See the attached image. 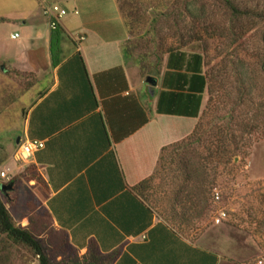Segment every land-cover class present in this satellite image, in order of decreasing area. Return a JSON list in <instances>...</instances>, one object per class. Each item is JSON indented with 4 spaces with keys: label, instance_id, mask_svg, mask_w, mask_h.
<instances>
[{
    "label": "crops",
    "instance_id": "0c3cea01",
    "mask_svg": "<svg viewBox=\"0 0 264 264\" xmlns=\"http://www.w3.org/2000/svg\"><path fill=\"white\" fill-rule=\"evenodd\" d=\"M53 5L67 11L56 67L45 14ZM129 39L118 0H0V101L15 72L42 76L25 92L23 131L7 152L15 155L23 139L44 142L26 166L43 185L20 178L22 170L14 184L0 181L6 200L20 206L15 224L28 228L44 210L78 260L94 264H233L182 237L135 191L162 151L195 131L208 102L205 59L190 49L166 55L151 87L128 66ZM11 159L0 169H13Z\"/></svg>",
    "mask_w": 264,
    "mask_h": 264
},
{
    "label": "rangeland",
    "instance_id": "374dc122",
    "mask_svg": "<svg viewBox=\"0 0 264 264\" xmlns=\"http://www.w3.org/2000/svg\"><path fill=\"white\" fill-rule=\"evenodd\" d=\"M249 4L262 6L264 0H250ZM119 5L122 15L129 16L132 32L125 46L132 56L127 63L137 75L142 79L148 77L146 75L153 73L159 57L170 46H179V49L203 55L208 78V102L195 130L202 137V143L188 146L192 142L189 138L167 148L163 153V166L158 167L145 185L137 187V194L161 220L192 244L221 255L233 264H264V138L251 137L247 146L240 145L238 152L228 154L225 166L217 165V160L211 158L209 179H214V173L216 180L211 186L209 209L202 217L189 210L187 197L192 185L186 183L187 172L192 173L194 167L208 163V157L214 154L220 139L218 129L227 124V114L240 89L251 90L256 105L264 103V24L244 22L246 24H241L233 35L226 9L209 0H119ZM182 36L190 37L184 45H180ZM64 46L71 48L72 43ZM40 77L34 73L15 72L13 83L2 86L4 95L0 110L7 113L0 117V163L3 160L7 164L9 159H14H11L13 169H0V174H7V178H0V181L7 185L20 178L27 180L24 173L29 168L17 163L15 155L11 156L7 150L16 145V136L23 131L29 105V96L24 98L25 92L36 88ZM22 97L24 100L20 101ZM238 129L234 128L235 135L240 133ZM185 145L188 147L182 148ZM227 146L233 150L230 140ZM19 170L23 177L14 176ZM19 191L21 200L26 199L27 184L21 183ZM216 192L220 195L218 202L214 198ZM5 196V202L12 209L11 216L19 222L22 218L18 213L20 206L14 200L8 202ZM33 204L30 199V207ZM28 207L25 209L30 210ZM221 211L226 217L217 224ZM32 218L31 230L39 233L54 264L79 261L44 210L31 214L29 219ZM0 264L39 263L30 250L0 236Z\"/></svg>",
    "mask_w": 264,
    "mask_h": 264
},
{
    "label": "trees",
    "instance_id": "16d2710c",
    "mask_svg": "<svg viewBox=\"0 0 264 264\" xmlns=\"http://www.w3.org/2000/svg\"><path fill=\"white\" fill-rule=\"evenodd\" d=\"M209 1H213L216 4H220L226 9L227 13L229 14L230 21H231L230 31H231V34L233 35H235L234 31L236 29L238 30L239 29L238 27H240L241 24H246L249 22L251 23L260 22L264 24V5L262 6H260V4H257L256 6L250 5L249 4L250 0L249 1L247 0H209ZM120 10L122 13L121 6H120ZM123 18L125 20V24L127 26V29L130 35L132 30H131L130 22L128 21L129 16L127 15L126 17L127 19L124 16ZM54 31L55 32L52 36V42H51V54L53 58V64H54L53 66L56 67L59 63L58 58L61 52L62 34L60 33L58 29ZM188 39H190V37L186 38L182 36L180 38V41H181L180 45H184L185 41ZM179 48H180L179 46L177 47L170 46L166 50V52H164L162 56L159 57L158 62L156 64V68L153 69L154 70L153 73H149L146 76L148 77L156 76L160 72V67L162 65L163 58L168 54L182 50ZM124 54L127 60L132 56L131 52L126 46H124ZM263 70H264V64H263ZM251 95H252L251 90L249 89L246 90V88L244 87L240 89L239 94L235 100L234 106L229 110L227 114V120H228L227 124L222 129H218V132L220 134V139H219V145H217V148L215 149L214 154L212 153L208 157L207 159L208 163L201 164V166H199L196 169L194 167V170L192 173L187 172L186 183H188L189 185H192L190 189L191 191L190 195L187 197V200L189 202L188 204L190 205L189 210L195 211L197 217H202L205 214V212L209 209V206H210L209 200H210V195H211V186L214 184V181L216 180V174L214 173H213L214 179L212 180L209 179L212 176L211 172L209 171L210 174L208 172L211 165H213L211 158H215L217 160V163H218L217 165L221 164L225 166V164L228 163L227 162L228 154H230L231 152L233 153L235 151L238 152L240 145L241 147L247 146L249 144L251 137L260 135L261 138L262 137L264 138V103H260L256 105ZM211 102L212 101L210 100V103ZM210 107L211 106H209V108ZM234 128H237V129L239 128L238 130H240V133L235 135ZM189 138H191L192 142L188 144V146L196 145V144L199 145L200 143H202V137L198 133L196 134L195 131ZM229 140L231 141L233 145V150H231L230 146H227V141ZM188 146L185 145L182 148H187ZM166 149L167 148H165L161 153L158 167L159 166L162 167L164 164L163 163L164 162L163 153ZM20 177H23V176H20ZM24 177L28 181H36L37 184L43 185L39 178L32 175L31 168L27 169V171L24 173ZM149 180H146L139 186L145 185ZM16 181L17 180H14L10 182L8 185H12ZM4 187H7V185L4 186L0 182V236H5L8 240L12 241L14 244L23 246L27 248L28 250H30L35 255V257L38 258L39 264H54L49 258L48 253L43 243L41 242L42 240H41L39 233H36L34 229L31 230L32 223L34 222V218H32L31 225L28 228H22L15 224V221L13 217L11 216L9 209L7 208V203L5 202V199L3 197ZM64 241L65 243H67V240L65 237H64ZM97 250L98 248L95 244H92L90 246V252L92 255H94V252ZM114 257L115 256L112 257L111 263ZM92 259L93 257L87 260L84 259L83 261H78L75 264H94L91 261Z\"/></svg>",
    "mask_w": 264,
    "mask_h": 264
},
{
    "label": "built area",
    "instance_id": "2783aa9c",
    "mask_svg": "<svg viewBox=\"0 0 264 264\" xmlns=\"http://www.w3.org/2000/svg\"><path fill=\"white\" fill-rule=\"evenodd\" d=\"M45 14L47 16L52 17L50 20V27L51 29L57 30L59 27V21L67 15V11L61 9L57 5L50 6L47 11H45ZM20 38L19 34H15L12 36V39L17 40ZM45 148V143L42 141H31L28 139L21 140L18 149L15 153V160L17 163L27 165L30 163L34 155ZM1 179H6L7 174L5 172H2L0 174ZM215 201H220V195L218 192L214 194ZM226 217V214L224 212H219L218 217L216 219V223H220L222 219Z\"/></svg>",
    "mask_w": 264,
    "mask_h": 264
},
{
    "label": "water",
    "instance_id": "95a60500",
    "mask_svg": "<svg viewBox=\"0 0 264 264\" xmlns=\"http://www.w3.org/2000/svg\"><path fill=\"white\" fill-rule=\"evenodd\" d=\"M146 84L151 86V87H156L157 86V81H156V79L154 77L149 76V77L146 78Z\"/></svg>",
    "mask_w": 264,
    "mask_h": 264
}]
</instances>
